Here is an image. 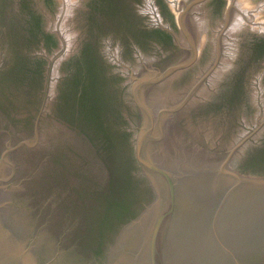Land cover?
I'll return each mask as SVG.
<instances>
[{
	"label": "water",
	"instance_id": "obj_1",
	"mask_svg": "<svg viewBox=\"0 0 264 264\" xmlns=\"http://www.w3.org/2000/svg\"><path fill=\"white\" fill-rule=\"evenodd\" d=\"M137 1L0 0V264H264V0L193 6L199 60L170 44L130 103L99 49L167 41Z\"/></svg>",
	"mask_w": 264,
	"mask_h": 264
},
{
	"label": "flooded vegetation",
	"instance_id": "obj_2",
	"mask_svg": "<svg viewBox=\"0 0 264 264\" xmlns=\"http://www.w3.org/2000/svg\"><path fill=\"white\" fill-rule=\"evenodd\" d=\"M206 2V0H189V2H186L185 6L180 11V18L178 15L175 14L174 10L170 6V1L165 0V3H167L168 7L172 11L173 15L175 16L177 22L176 25L178 26V29L182 34L184 35V38H186L184 44L179 40L177 37L171 22L169 19L164 15V12L162 10V6L159 2V0H139L134 4L135 12L143 18L144 22L147 24L148 29H153L156 31H159L166 35L167 41H162L158 45L154 43V51H153V57L148 56L137 44L131 43L129 45V52L130 57H127V48L124 43L120 41H114L112 38H106L103 40L102 50L99 49L100 57L102 58L103 62L108 66L113 73L117 74L118 76L124 77V87L128 91V101L132 103L134 101L133 98V88L136 86V82L139 78H141L144 75H151L155 72H163L164 70L168 69L171 66L177 65L179 63H186L189 62L192 58V52L194 51V56L191 62L183 67L182 69H187L191 65H193L195 62H197L200 58V56L203 53L204 47L200 52H198L197 48V26L194 24V22L191 20V14H193L195 11H193L191 8L196 4H203ZM191 9V10H190ZM206 15V14H205ZM230 15V9L228 4V9L226 10L224 17L222 18L223 24H227L229 20ZM206 27L208 26V17L206 16ZM223 26V27H224ZM187 29L189 30V33L187 32ZM184 31H186V34H184ZM221 32V31H220ZM170 44H173L175 48L177 47L178 50L182 52V49H184V54L181 56L182 60H179V62L174 63L171 66L168 67H161L159 66L161 61H165V59L168 58V56L171 55V51L174 50L171 48V51L169 50ZM205 45V44H204ZM104 53V55H103ZM158 62V63H157ZM151 63V64H149ZM153 63V64H152ZM156 63V64H155ZM176 71L172 72L170 75H168L163 80H167V78L171 77L176 73ZM59 73V72H58ZM111 74V73H110ZM59 78V76H57ZM157 83V82H156ZM152 86H145L144 93L147 97V93L149 90H151ZM154 87V85H153ZM130 95V97H129ZM138 108V107H137ZM139 121L141 119V115L139 112ZM142 122V120L140 121ZM139 128V125L138 127ZM134 136V135H133ZM149 185V184H148ZM150 187V186H149ZM148 187V188H149ZM151 190V188H149ZM152 191V190H151Z\"/></svg>",
	"mask_w": 264,
	"mask_h": 264
},
{
	"label": "trees",
	"instance_id": "obj_3",
	"mask_svg": "<svg viewBox=\"0 0 264 264\" xmlns=\"http://www.w3.org/2000/svg\"><path fill=\"white\" fill-rule=\"evenodd\" d=\"M110 210H112V213H109ZM130 212H131L130 207L127 205L126 202H123V200H121V199L119 201V200H116L115 198L111 197L107 201V204H106L105 209L102 213V216L100 218H98V222H97L98 233H101V235H102V229L104 227H106L108 224H110V222H111V221H108L109 219L112 220V223H113V224H110L109 230H111V231H112L115 224L118 225V223L122 224V223L126 222L128 219H130L134 216V214L130 215ZM111 214H112V216L116 217L115 221H114V219H112ZM79 240L81 241L80 245H79L80 250H83L84 252L85 251L86 252L92 251L95 254L96 253L97 254L103 253V255H104L102 242H99L92 235L89 237H85V238L82 237Z\"/></svg>",
	"mask_w": 264,
	"mask_h": 264
}]
</instances>
